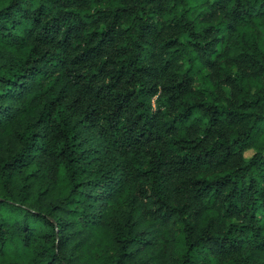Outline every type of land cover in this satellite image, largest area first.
Wrapping results in <instances>:
<instances>
[{"label":"trees","instance_id":"16d2710c","mask_svg":"<svg viewBox=\"0 0 264 264\" xmlns=\"http://www.w3.org/2000/svg\"><path fill=\"white\" fill-rule=\"evenodd\" d=\"M0 264H264V0H0Z\"/></svg>","mask_w":264,"mask_h":264},{"label":"rangeland","instance_id":"374dc122","mask_svg":"<svg viewBox=\"0 0 264 264\" xmlns=\"http://www.w3.org/2000/svg\"><path fill=\"white\" fill-rule=\"evenodd\" d=\"M253 154H254L253 151H247V152L244 153V156H245L246 158H250Z\"/></svg>","mask_w":264,"mask_h":264}]
</instances>
